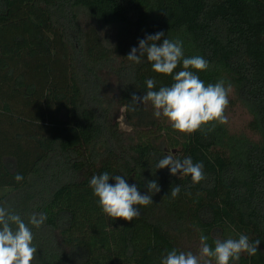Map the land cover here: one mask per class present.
<instances>
[{
  "label": "trees",
  "instance_id": "1",
  "mask_svg": "<svg viewBox=\"0 0 264 264\" xmlns=\"http://www.w3.org/2000/svg\"><path fill=\"white\" fill-rule=\"evenodd\" d=\"M80 7L116 26L113 44L95 25H81ZM158 32L165 34L158 43L181 40L185 57L209 61L197 73L206 85H231L228 108L235 100L246 106L251 136L226 124L184 135L162 117L140 127L130 113L132 138L124 140L101 97L98 68L115 62L119 103L144 114L142 104L131 111L132 96L148 90L149 78L154 90L173 79L146 57L138 65L126 57ZM170 149L203 162L205 179L193 184L156 170ZM104 172L141 194L155 180L160 192L133 221L112 220L89 186ZM0 205L25 223L46 214L39 229L29 225L38 248L32 264H160L201 234L210 245L239 234L259 239L257 254H242L238 264H264V0H0Z\"/></svg>",
  "mask_w": 264,
  "mask_h": 264
},
{
  "label": "clouds",
  "instance_id": "2",
  "mask_svg": "<svg viewBox=\"0 0 264 264\" xmlns=\"http://www.w3.org/2000/svg\"><path fill=\"white\" fill-rule=\"evenodd\" d=\"M164 35V32L147 35L126 58L138 65L146 57L155 73L172 76L173 83L154 90L155 80L147 79L148 90L142 96H132L131 110L139 104H151L155 118L166 119L174 131L184 135L210 132L217 125L227 124L231 85L225 86L223 80L206 85L197 73L206 71L209 61L199 55L185 57L181 40L165 38L158 43ZM181 64L182 69L174 71ZM164 168H168L172 176L178 173L190 176L193 184L205 179L203 162L194 163L190 156L181 159L169 152L155 164L156 170ZM15 180L20 182L23 176L17 173ZM110 180L115 183H109ZM89 186L103 213L112 220L133 221L140 216L141 207L153 204V195L160 192L155 180L146 181L148 191L141 194L138 186L129 184L127 178L108 172L93 175ZM180 192V185L171 187V198H176ZM46 219L45 213H33L25 223L18 213L0 205V264H32L38 249L33 243L32 227L39 229ZM260 242L259 239L250 241L247 235L239 234L238 238H216L210 245L208 236L201 234L198 254L173 248L161 258L160 264H238L242 254L255 256Z\"/></svg>",
  "mask_w": 264,
  "mask_h": 264
},
{
  "label": "rangeland",
  "instance_id": "3",
  "mask_svg": "<svg viewBox=\"0 0 264 264\" xmlns=\"http://www.w3.org/2000/svg\"><path fill=\"white\" fill-rule=\"evenodd\" d=\"M78 20L82 26L87 24L95 25L101 37L108 45L114 43L116 38L117 28L115 25H108L100 23L97 21L90 12L83 7L78 8ZM98 73L100 77V87H101V97L103 98L108 109L111 110L113 116L112 122L118 123L119 130L123 134L124 140L130 142L132 138V120L129 119L128 114H133V120L142 127L143 125L149 123V121L154 117L153 109L149 104L145 106V113L139 114L135 111H127L124 106L119 103V94L121 90V83L119 80L118 66L116 63H107L102 67L98 68ZM228 116V123L226 124L228 130L232 133L251 136V132L248 129L247 125L252 118L250 111L242 104L239 100H235L234 106L228 108L226 111ZM126 119V121H125ZM167 153L171 152L172 154L176 153V149L166 150ZM185 251H192L194 254H198L199 250V241L188 240L184 244Z\"/></svg>",
  "mask_w": 264,
  "mask_h": 264
},
{
  "label": "water",
  "instance_id": "4",
  "mask_svg": "<svg viewBox=\"0 0 264 264\" xmlns=\"http://www.w3.org/2000/svg\"><path fill=\"white\" fill-rule=\"evenodd\" d=\"M125 121H126V119H125Z\"/></svg>",
  "mask_w": 264,
  "mask_h": 264
}]
</instances>
